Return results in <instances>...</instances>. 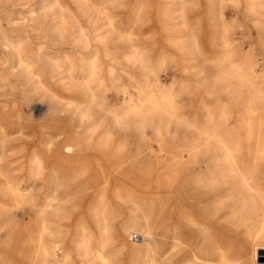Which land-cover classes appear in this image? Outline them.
I'll use <instances>...</instances> for the list:
<instances>
[{
  "label": "bare ground",
  "instance_id": "bare-ground-1",
  "mask_svg": "<svg viewBox=\"0 0 264 264\" xmlns=\"http://www.w3.org/2000/svg\"><path fill=\"white\" fill-rule=\"evenodd\" d=\"M29 1L0 0V264H72L73 251L81 264H117L115 252L123 250H127L128 264H161L174 246L162 250L158 227L149 223L147 214L124 219L119 231L110 228L108 195L127 198L133 186L127 180L139 186L137 181L148 176L108 166L101 155L94 156V136L105 122L123 131L136 130L142 138L162 121L179 123L173 93L164 88L157 68L142 49L131 43L130 34L114 27L111 15L67 12L64 0H54L60 10L48 14L46 0H38L35 6ZM250 1L254 9L257 0ZM81 2L90 4V0ZM18 4L28 5L17 12ZM260 27L264 29L262 23ZM113 32L123 45L115 62L109 58ZM192 39L195 42L194 35ZM220 40L222 57L217 60L221 68L216 79L236 100L244 92L243 85L252 87L251 101L240 112L245 114L241 124L249 144L256 147L264 127V89L254 86L250 74L231 60L225 33ZM128 66L137 67L138 72ZM111 90L116 102L110 105L107 93ZM33 103L45 109L32 107ZM228 114L221 112L222 118ZM196 131L191 150L172 157L165 175L156 181L164 194L155 199L164 206L174 197L168 190L183 174L190 176L211 194L216 211L228 213L244 229L250 264H257L256 249H264V178L259 177L264 170L263 150L257 148L245 157L235 139L229 142L217 126ZM14 133L19 137L11 138ZM109 136L105 131L98 145L107 148ZM200 145L207 151L213 148L214 155L200 162L196 154ZM124 151L125 144H121L115 155ZM112 170L126 180L113 182ZM167 176L169 184L163 180ZM89 191L95 203L90 210L96 229H88L86 222L75 217L72 245L67 246L61 222L70 219L68 203L76 194ZM177 215L181 221H193L187 208L182 207ZM131 228L140 233L139 242L128 243L123 237ZM223 252L219 251L220 263L241 264L226 259Z\"/></svg>",
  "mask_w": 264,
  "mask_h": 264
},
{
  "label": "rangeland",
  "instance_id": "rangeland-1",
  "mask_svg": "<svg viewBox=\"0 0 264 264\" xmlns=\"http://www.w3.org/2000/svg\"><path fill=\"white\" fill-rule=\"evenodd\" d=\"M37 1L30 0L29 3L35 6ZM81 1L64 0L66 11L80 16L83 12H106L111 15L114 27L129 33L131 43L138 45L144 57L157 68L164 88L173 93L175 110L180 122L182 121L169 124L162 121L157 128L147 129L143 138L136 130L116 129L109 122L98 125L94 136L97 151L93 155H101L108 166L119 165V168L127 169L128 172L148 176L137 181L139 186L127 180L128 186L133 185L127 198L114 199L111 194L108 195L112 213L111 230L119 231L124 219L145 213L149 217V223L158 227L162 250L166 251L171 245L174 246L161 260V264H222L219 251H224L226 259H237L241 264H250L251 251L246 243L244 229L228 213L216 211L212 207L211 194L197 185L190 176L183 174L168 190L174 197L164 206L155 198L159 193L164 194L157 189L156 181L165 175V167L172 157L186 155L191 150L190 146L195 144L197 137L196 128L215 125L229 142L235 139L233 141L242 150L241 155L250 156L257 148L263 150L264 155V127L260 130L255 147L249 144L247 132L241 124L245 114L240 111L251 101L252 87L242 84L241 91L244 92L236 100L230 95L231 91L224 90L223 84L216 79L221 68L218 64L222 57L220 38L225 33L230 42L231 60L240 65L242 72L250 74L254 86L264 89V29L260 27V23L264 25V0H257L258 5L254 9L250 6V0H90L87 5ZM52 2L55 1L45 2L47 13L57 14L60 8L57 3ZM28 4H18L14 9L17 12L24 11ZM114 34L116 32L112 33L109 44L111 62H115V57L123 46L117 43ZM128 68H134V73L138 72L135 66ZM232 83L238 86L236 81L232 80ZM107 95L108 104H114L115 91L111 90ZM33 106L45 109L42 104L33 103ZM222 111H227L228 116L222 118ZM210 116L213 117L212 120L209 119ZM105 131H109L110 136L107 148H102L98 143L104 141ZM19 135L14 133L11 138ZM66 141L64 139L61 146ZM121 144H125L124 153L115 155L116 148ZM214 153L213 148L207 151L204 145H200L196 152L200 162L208 160ZM139 167L144 168L145 174ZM110 176L113 182L125 179L114 170ZM259 177L264 178V170ZM163 180L169 184L168 176L163 177ZM92 195L91 191L78 193L68 203L67 214L71 220L61 222L63 242L67 246L72 245L70 236L76 218L80 217L82 223L86 222L88 229H96L95 218L91 217L93 211L90 210L95 205L91 202ZM182 207L191 212L193 221L185 223L179 219L177 212ZM128 233L123 235L128 243L140 241L141 237L139 240L133 238L134 235L140 236L138 230L131 228ZM74 254L73 251L71 263L81 264V257ZM196 256L199 258L195 259ZM115 257L117 264L129 262L127 250L115 252ZM255 258L257 264H264V249L257 248Z\"/></svg>",
  "mask_w": 264,
  "mask_h": 264
},
{
  "label": "built area",
  "instance_id": "built-area-1",
  "mask_svg": "<svg viewBox=\"0 0 264 264\" xmlns=\"http://www.w3.org/2000/svg\"><path fill=\"white\" fill-rule=\"evenodd\" d=\"M133 238H134L135 240H139L140 236H138V235H134Z\"/></svg>",
  "mask_w": 264,
  "mask_h": 264
}]
</instances>
